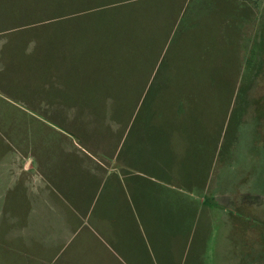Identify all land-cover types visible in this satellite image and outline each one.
Listing matches in <instances>:
<instances>
[{
	"label": "rangeland",
	"instance_id": "rangeland-1",
	"mask_svg": "<svg viewBox=\"0 0 264 264\" xmlns=\"http://www.w3.org/2000/svg\"><path fill=\"white\" fill-rule=\"evenodd\" d=\"M1 149L73 181L52 264L94 198L146 264H264V0H0Z\"/></svg>",
	"mask_w": 264,
	"mask_h": 264
},
{
	"label": "crops",
	"instance_id": "crops-1",
	"mask_svg": "<svg viewBox=\"0 0 264 264\" xmlns=\"http://www.w3.org/2000/svg\"><path fill=\"white\" fill-rule=\"evenodd\" d=\"M7 154L0 150V157ZM88 154L93 175L106 179L116 170L113 163ZM36 166L22 159L0 161V264H52L78 230L73 181L63 184L49 166ZM117 204L115 199L94 198L89 205L87 264H146L127 245L126 233L132 238L133 226L110 221V211Z\"/></svg>",
	"mask_w": 264,
	"mask_h": 264
}]
</instances>
